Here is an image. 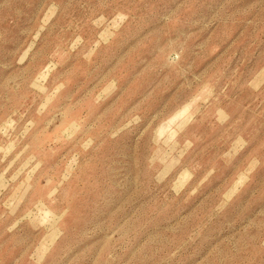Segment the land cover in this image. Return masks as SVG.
<instances>
[{
    "label": "rangeland",
    "instance_id": "374dc122",
    "mask_svg": "<svg viewBox=\"0 0 264 264\" xmlns=\"http://www.w3.org/2000/svg\"><path fill=\"white\" fill-rule=\"evenodd\" d=\"M0 264H264V0H0Z\"/></svg>",
    "mask_w": 264,
    "mask_h": 264
}]
</instances>
